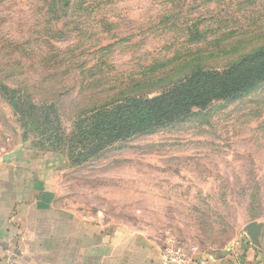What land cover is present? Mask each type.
Instances as JSON below:
<instances>
[{
	"label": "rangeland",
	"instance_id": "374dc122",
	"mask_svg": "<svg viewBox=\"0 0 264 264\" xmlns=\"http://www.w3.org/2000/svg\"><path fill=\"white\" fill-rule=\"evenodd\" d=\"M67 1L63 10L61 0H0V155L57 151L66 162L59 205L106 229L131 227L161 249L224 252L248 239L247 224L264 226V83L126 139L80 138L77 126L81 107L121 91L153 97L182 77L145 72L183 61L196 36L208 41L200 63L218 69L264 44V0ZM216 41L231 46L218 52ZM24 90L23 101L41 107L25 117L11 102ZM87 121L82 128L93 127Z\"/></svg>",
	"mask_w": 264,
	"mask_h": 264
},
{
	"label": "crops",
	"instance_id": "0c3cea01",
	"mask_svg": "<svg viewBox=\"0 0 264 264\" xmlns=\"http://www.w3.org/2000/svg\"><path fill=\"white\" fill-rule=\"evenodd\" d=\"M61 156L28 147L2 154L0 264H167L146 235L126 226L106 229L58 204ZM261 246L244 239L224 252L194 253L188 264H264Z\"/></svg>",
	"mask_w": 264,
	"mask_h": 264
},
{
	"label": "trees",
	"instance_id": "16d2710c",
	"mask_svg": "<svg viewBox=\"0 0 264 264\" xmlns=\"http://www.w3.org/2000/svg\"><path fill=\"white\" fill-rule=\"evenodd\" d=\"M67 2V0H61L63 10L68 5ZM198 26L199 24H196L192 29L196 30L197 35H200ZM189 31L190 28H187V32ZM194 38L196 41H200L199 45L195 49H191L192 52L182 54L183 61L156 75L154 66L148 67L145 72L154 80L171 79L176 74L183 72L182 77L175 79L171 85L153 97L148 95L137 97L125 94L126 91H121L119 98H110L100 104H90L79 108L77 126L80 127L78 128L80 133L78 136L86 137V139L96 136L100 141L101 136L105 134L107 140L114 141L148 133L177 121L194 108L203 109L215 100L227 101L246 97L264 83V44L238 55L225 67L218 69L212 66L205 67L200 63L199 59L207 58L208 53V50L205 49L208 41H205L204 33ZM213 46L218 52H223L231 45L216 41ZM5 47L7 48L8 45H3L0 48L4 49ZM10 48L16 51L21 50L13 43ZM177 59L178 55L167 60V63ZM185 66H187V70H182ZM28 95L24 90L23 95L14 92V95L11 96L13 108L24 117L26 114L34 115L41 108L32 102L29 104L24 102L23 98ZM50 106L53 108V105L49 104L48 109ZM82 115L88 117L83 118ZM85 120H88V123L92 120L90 124H93V127L90 128L86 125L82 128V123ZM99 146L100 143H96L95 147H92L90 155L98 152ZM42 150L57 152L50 149Z\"/></svg>",
	"mask_w": 264,
	"mask_h": 264
},
{
	"label": "built area",
	"instance_id": "2783aa9c",
	"mask_svg": "<svg viewBox=\"0 0 264 264\" xmlns=\"http://www.w3.org/2000/svg\"><path fill=\"white\" fill-rule=\"evenodd\" d=\"M0 155V160H1ZM160 260L163 263L167 264H188L190 257L192 256L187 254L182 248L177 247L176 245H167L160 250Z\"/></svg>",
	"mask_w": 264,
	"mask_h": 264
},
{
	"label": "water",
	"instance_id": "95a60500",
	"mask_svg": "<svg viewBox=\"0 0 264 264\" xmlns=\"http://www.w3.org/2000/svg\"><path fill=\"white\" fill-rule=\"evenodd\" d=\"M7 156L8 155H6V157ZM244 229H245L248 239L250 240L252 244L256 246L262 245L264 247V226L263 225L252 222V223L247 224Z\"/></svg>",
	"mask_w": 264,
	"mask_h": 264
}]
</instances>
